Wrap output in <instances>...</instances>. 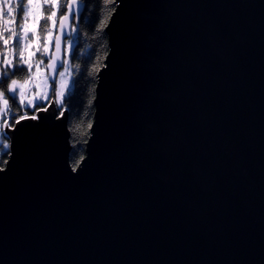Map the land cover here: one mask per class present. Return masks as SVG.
I'll list each match as a JSON object with an SVG mask.
<instances>
[{
  "label": "water",
  "instance_id": "1",
  "mask_svg": "<svg viewBox=\"0 0 264 264\" xmlns=\"http://www.w3.org/2000/svg\"><path fill=\"white\" fill-rule=\"evenodd\" d=\"M114 5L82 171L67 110L25 122L0 264H264V0Z\"/></svg>",
  "mask_w": 264,
  "mask_h": 264
},
{
  "label": "snow or ice",
  "instance_id": "2",
  "mask_svg": "<svg viewBox=\"0 0 264 264\" xmlns=\"http://www.w3.org/2000/svg\"><path fill=\"white\" fill-rule=\"evenodd\" d=\"M79 8L78 0H67L66 8L62 0H0V152L4 156L14 158L16 136L26 126L25 122H30L27 126L34 134H42L44 118L40 113L47 112L53 103L59 111L56 118L64 116L62 105L72 77L69 59L75 58V52L71 40L66 45H62V41L65 32L69 36L78 32V27L74 28L70 21L73 9L78 12ZM43 23L48 28L41 38ZM103 27L110 30L108 23ZM107 58L106 53L105 60ZM108 67L106 63L93 65L89 75L95 73L98 80ZM18 72H26V75L15 78ZM53 90L54 100L50 99ZM92 128L93 123L89 122L88 129ZM84 160L81 155L72 165L71 173L79 175ZM9 166L10 159H4L0 173L6 175Z\"/></svg>",
  "mask_w": 264,
  "mask_h": 264
},
{
  "label": "trees",
  "instance_id": "3",
  "mask_svg": "<svg viewBox=\"0 0 264 264\" xmlns=\"http://www.w3.org/2000/svg\"><path fill=\"white\" fill-rule=\"evenodd\" d=\"M114 1L78 0L82 6V13L78 24L73 25L74 28L78 27V32H73L68 38L74 45L75 58L70 57L69 59L72 77L62 107L67 110V127L72 146L69 156L71 166L79 160L81 155L84 156V144L89 132L88 124L93 119L92 101L96 81V74L89 75V73L93 65L100 66L103 64L107 53V39L103 25L107 23L114 10ZM62 3L66 7L67 0H62ZM21 14L22 12L19 13L20 21ZM47 28L46 23L41 25V38L45 35ZM43 59L46 63L47 58ZM77 65H80V68H77ZM25 75L26 72H18L15 78H23ZM3 86L6 87V83ZM50 99L54 100V90ZM13 111L16 109L14 108ZM4 159H7V156L0 152V166H2Z\"/></svg>",
  "mask_w": 264,
  "mask_h": 264
},
{
  "label": "rangeland",
  "instance_id": "4",
  "mask_svg": "<svg viewBox=\"0 0 264 264\" xmlns=\"http://www.w3.org/2000/svg\"><path fill=\"white\" fill-rule=\"evenodd\" d=\"M20 22H22V14H21V21H20ZM68 41H69V40L67 39L65 45L68 43ZM68 89H69V88H68ZM68 89H67V90H68ZM67 90H66V91H67Z\"/></svg>",
  "mask_w": 264,
  "mask_h": 264
}]
</instances>
